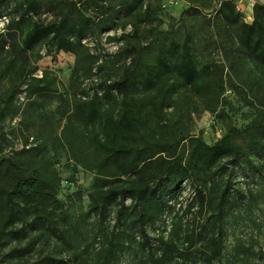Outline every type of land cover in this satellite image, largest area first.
<instances>
[{"label":"rangeland","instance_id":"rangeland-1","mask_svg":"<svg viewBox=\"0 0 264 264\" xmlns=\"http://www.w3.org/2000/svg\"><path fill=\"white\" fill-rule=\"evenodd\" d=\"M22 1L6 0L1 6L0 33L10 19H16V14L11 17L9 14ZM49 1L53 0H40V9L27 16L43 24L57 20L62 11L46 7ZM133 1L136 4L130 11H118L106 24L87 34L78 57L55 53L47 43L39 45L28 54L29 66L37 68L33 76H44L70 103L74 98H91L95 92L102 94L129 70L133 78L127 93L140 98L164 83L161 82L164 75L151 87L144 82V74L155 64L158 49L167 48L171 41L181 45L188 40L196 65L209 66L207 79L213 81L216 72L223 71V86L203 95L189 87L182 88L173 97V106L160 117L170 120L175 124L173 131L187 137L181 144L182 158L191 149L190 138L200 137L212 144L229 128L246 124L262 108V94L255 95L245 86L250 68L237 42L239 28L217 17V0ZM103 4L104 0H82L78 6L85 14L98 15ZM246 13L252 15V20L245 23H251L253 8ZM245 16L239 21L244 22ZM8 60L9 56H0V106L11 85L1 71ZM28 84L29 81L22 85L14 97V106H24ZM215 92H220L217 103ZM208 107L211 110L205 109ZM60 112L68 117V105L53 102L46 115L52 118L55 114L57 119ZM20 120V116H7L0 123V137L5 139L4 155L21 149L30 134H53L46 157L59 178L57 198L63 203L67 224L56 220L63 235L45 222H39L33 230L24 225L26 234L17 239L8 234L0 252L2 264H77L79 260L92 262L109 256V250H112L111 264H264L263 155L252 153L234 169L226 160L218 164L212 180L222 177L223 182H228V198L236 197L234 205L227 200L219 218L200 208L190 184H182L167 199V209L161 218L146 226L149 241L145 244L137 226L132 224L130 200L125 199L126 209L119 222L118 202L108 206L104 221L97 214L88 213L94 177L102 174V170L89 164L93 157L86 148L89 127H72L63 119L42 123L37 130H26ZM76 133L78 141L71 147L66 142ZM33 135L28 138V146L40 142ZM86 163L90 166L86 167ZM203 193L207 199L208 185ZM212 236L219 237L220 253L207 263L205 255L210 251ZM15 249L19 251L12 252Z\"/></svg>","mask_w":264,"mask_h":264},{"label":"trees","instance_id":"trees-1","mask_svg":"<svg viewBox=\"0 0 264 264\" xmlns=\"http://www.w3.org/2000/svg\"><path fill=\"white\" fill-rule=\"evenodd\" d=\"M81 1L46 2L49 9L62 11L60 17L49 24L32 21L27 16L40 9V0H23L9 14L17 17L10 19L0 33V56H9L1 71L3 77L11 81L9 92L1 102L0 123L7 116H20V125L26 130H37L42 123H56L63 119L72 127H89L86 148L93 153L89 164L102 170V174L94 177L95 187L89 195L88 213L97 214L100 221H104L108 206L118 202L116 221L119 222L126 209L125 199L130 200L132 224L137 226L145 244L149 241L146 226L161 218L169 196L186 182L194 190L200 208L208 209L213 217L219 218L224 205H228V182H223L222 177L220 181L212 180L215 169L222 160L228 161L234 169L252 153L264 156V105L246 124L229 128L212 144L205 143L200 137L190 138L191 149L182 158L181 144L187 137L173 131L175 124L170 120L160 117L173 106V97L182 88L189 87L203 95L223 86V71L218 70L213 81L207 79L209 66L196 65L188 40L181 45L171 41L167 48L158 49L155 64L144 74V82L149 87L164 75L165 79L161 80L164 83L158 89L151 88L150 93L140 98L131 97L127 91L133 76L128 70L102 94L95 92L91 98H74L69 103L44 76H33L37 68L29 66L28 54L47 43L55 53L78 57L87 34L106 24L118 11H130L136 4L133 0H104L100 13L90 15L78 6ZM5 2L0 0V15ZM215 12L227 25L238 26L237 42L250 68L245 86L248 91L262 94L264 98V3L255 2L251 23L239 21L241 14L229 1L217 0ZM27 81L24 106H14V97ZM215 94L217 103L220 92ZM53 102L67 104L70 115L64 117L65 113L60 112L57 119L55 114L49 118L46 112ZM205 109L211 110L209 107ZM29 136L21 149L5 155V139L0 137V252L8 234L15 239L26 234L24 225L28 224L33 230L39 222H45L63 235L56 220L67 224L63 203L57 198L59 178L53 163L46 157L53 134L33 135L40 142L28 146ZM76 141L77 133L66 143L72 147ZM207 185L209 197L206 199L203 190ZM235 199V196L229 199V203L231 201L234 205ZM209 245L210 251L205 255L207 263L219 256V237L212 236ZM111 252L109 250V256L102 259L79 260L77 264H111Z\"/></svg>","mask_w":264,"mask_h":264},{"label":"built area","instance_id":"built-area-1","mask_svg":"<svg viewBox=\"0 0 264 264\" xmlns=\"http://www.w3.org/2000/svg\"><path fill=\"white\" fill-rule=\"evenodd\" d=\"M219 1H229L232 2L234 5V9L237 13L241 14V16L246 15V18H243L244 22H248L252 20V15L246 13V11L253 8L256 1L254 0H219Z\"/></svg>","mask_w":264,"mask_h":264}]
</instances>
